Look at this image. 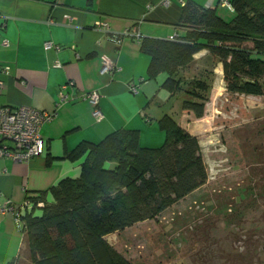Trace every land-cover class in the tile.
Instances as JSON below:
<instances>
[{"label":"crops","instance_id":"1","mask_svg":"<svg viewBox=\"0 0 264 264\" xmlns=\"http://www.w3.org/2000/svg\"><path fill=\"white\" fill-rule=\"evenodd\" d=\"M166 1L0 0V67L10 68L8 74L0 72V105L57 115L41 131L46 142L44 156L28 163L0 160L1 203L20 206L64 179H77L82 161L71 162L64 157L83 142L98 144L113 132L131 130L139 132L142 148L155 149L163 144L158 121L164 116L173 119L170 111L176 113L178 108L172 107L167 113L160 110V104L170 103L175 96L161 88L165 75L147 81L150 59L140 52V41L183 35L180 2L191 1L214 10L225 22L233 18V10L222 7L221 0ZM97 23L106 24L108 34L98 30ZM125 31H135L139 38L122 37L119 43L112 39ZM3 42L8 45L3 46ZM46 43L59 49L46 50ZM209 57L202 51L194 57L193 65L199 60L207 62ZM103 58L118 68L110 77L100 75ZM56 63L61 68H56ZM213 73L218 84L223 82L221 64ZM67 83L73 84L78 96L91 92L100 95V122L95 121L85 101L57 107L59 88ZM131 85L139 87L136 94L129 91ZM174 121L183 128L182 120ZM23 241L14 217L0 215V264L16 259Z\"/></svg>","mask_w":264,"mask_h":264},{"label":"trees","instance_id":"2","mask_svg":"<svg viewBox=\"0 0 264 264\" xmlns=\"http://www.w3.org/2000/svg\"><path fill=\"white\" fill-rule=\"evenodd\" d=\"M227 1L233 10L229 22L187 1L177 41L139 40L140 52L150 59L147 81L165 75L161 88L171 97L181 93L182 73L206 51L221 64L227 93L264 95V0ZM112 39L118 43L121 37ZM247 43L252 47L244 48ZM193 84L195 90L208 87L202 80ZM188 94L182 111L202 119L206 99ZM158 126L164 135L159 148H142L138 131L119 130L98 144L83 142L64 157L82 161L80 176L27 198L33 209L24 213L20 230L29 264H130L105 236L157 217L207 183L198 140L169 116ZM19 256L8 264L23 262Z\"/></svg>","mask_w":264,"mask_h":264},{"label":"rangeland","instance_id":"3","mask_svg":"<svg viewBox=\"0 0 264 264\" xmlns=\"http://www.w3.org/2000/svg\"><path fill=\"white\" fill-rule=\"evenodd\" d=\"M217 65L199 60L182 73L181 93L160 104L166 113L177 107L170 115L198 140L207 183L157 217L105 236L130 264H264V95L227 93ZM196 80L206 90H195ZM193 92L206 99L200 120L181 109ZM27 257L24 245L20 264Z\"/></svg>","mask_w":264,"mask_h":264},{"label":"built area","instance_id":"4","mask_svg":"<svg viewBox=\"0 0 264 264\" xmlns=\"http://www.w3.org/2000/svg\"><path fill=\"white\" fill-rule=\"evenodd\" d=\"M166 3L167 1L164 0ZM183 6L184 3L180 2ZM221 6L229 8L227 0H221ZM96 28L104 34H108L109 27L106 24L97 23ZM122 37H133L138 39L139 35L135 31H125ZM178 36L169 37L168 41H177ZM120 42V41H119ZM118 42V43H119ZM7 42H3V46H7ZM59 47L53 46L51 43L45 44V49L49 50ZM56 68H61L56 63ZM118 70L117 66L107 58H103L102 67L100 69L101 76H112ZM10 68L8 66L0 67V72L8 74ZM2 84L0 83V88ZM139 87L131 85L129 91L133 94L138 92ZM71 90V91H69ZM72 83L62 85L58 91V104L61 105L72 103L78 100L87 102L92 108V116L96 122L103 119L99 108L100 95L97 92L82 94L80 96L74 93ZM56 112L46 113L29 107L8 108L0 105V160L8 159L13 162L28 163L35 158L44 156L46 153V142L41 135L43 126L52 122L56 118ZM38 208L42 205L38 204ZM33 209L31 202L26 200L22 205L15 206L10 202H0V215H12L17 226L22 227L23 215Z\"/></svg>","mask_w":264,"mask_h":264}]
</instances>
